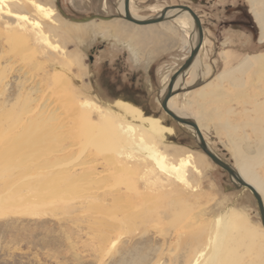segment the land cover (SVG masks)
Instances as JSON below:
<instances>
[{
	"label": "rangeland",
	"instance_id": "374dc122",
	"mask_svg": "<svg viewBox=\"0 0 264 264\" xmlns=\"http://www.w3.org/2000/svg\"><path fill=\"white\" fill-rule=\"evenodd\" d=\"M35 1L52 12L50 21L41 13L37 14L38 17L34 12L33 15L20 13V16L25 15L31 21L34 18L38 27L29 23L22 25L17 19L11 20L13 22L5 20L0 12V187L11 183L21 185L11 192L10 197V194L0 196V264H188V256L194 252L195 246L200 245L195 243L192 246V238L199 239L214 217L229 207L248 221L249 228L258 236L261 224L254 198L248 191L234 189L228 176L199 150L192 131L175 123L161 109L152 114L151 117L158 120L148 128L159 136L157 148L164 152L167 162L179 165L184 156L190 155L191 163L184 171L187 187L173 176L165 179L155 164L138 151H133L131 158L124 155L118 158L129 169L117 171L113 165L102 163L103 156H97L94 148L81 146L84 137L80 143L79 131L71 122L69 114L73 108L77 109L74 104L91 100L115 114L119 121L137 123L144 118L132 114L130 109L123 110L116 102L112 104L100 91L99 66L107 61L110 67L120 56V64L125 67L127 59L124 54H128L130 62L146 70L149 64L160 61L157 57L160 52H167L163 57L164 66L153 73L151 82L153 90L149 104L159 108L160 91L171 72L187 56L190 49L188 37L195 31L178 29L168 19L147 27L127 23L118 18V0ZM171 5H187L200 17L205 43L203 63L213 60L215 65L210 70L211 75L224 72L225 67L233 71L237 66L231 61H241L245 55L264 52V42L257 43L259 32L247 0H131L130 4L132 13L143 19L155 17L161 12L157 11L158 8ZM89 22L114 23L123 34H99L90 30L83 39L69 38L74 23ZM223 22L229 24L219 27ZM45 23L49 29L43 25ZM212 23L215 25L211 27ZM236 24L247 27L252 24L255 32L252 35L248 29L232 27ZM162 25L168 27L162 28ZM148 29H158V32L155 35L144 33ZM223 39L226 40L221 42ZM219 43L224 47L218 46ZM226 48L234 50L236 55L230 57L228 66H223L217 62L216 52ZM90 56L94 60L90 61ZM208 72V69L202 72V78ZM237 78L234 87L226 80L215 81L218 99L209 97V90L203 98L196 94V102L191 99L194 91L173 98V105L179 110L184 109L183 115L198 117L202 111L209 115L202 128L206 142H210L215 154L233 166L236 158L231 141L224 133H216L218 128L214 126L217 123L213 117L224 114L218 111L220 105H233L232 121L226 118L234 131V137L230 139L246 156L244 159H250L258 151L259 135L255 134L252 123L264 119V68L261 71L247 70ZM204 80L195 81L191 87H199ZM217 84L212 85L216 87ZM205 97L206 100L202 101ZM241 104H248V109L238 110ZM88 112V117L93 119L95 110L89 109ZM225 114L227 116V111ZM159 123L166 130L157 131ZM216 140L227 150V160L217 151ZM65 148L68 150L62 151ZM89 157L97 161L90 165L87 162L93 159L87 160ZM72 159L76 161L72 162ZM258 160L261 165L253 167V164L252 167L264 177V160ZM45 164L51 170H57L62 180L56 183L63 191L56 200H46L38 175ZM91 166L95 169L92 170ZM93 171L96 176L89 174ZM67 174L74 179L63 181ZM36 181L41 186L34 187ZM56 184L52 185L53 190ZM167 212L171 216L168 220L165 218ZM262 245L264 247L263 242ZM186 250L192 252L187 254Z\"/></svg>",
	"mask_w": 264,
	"mask_h": 264
},
{
	"label": "bare ground",
	"instance_id": "6f19581e",
	"mask_svg": "<svg viewBox=\"0 0 264 264\" xmlns=\"http://www.w3.org/2000/svg\"><path fill=\"white\" fill-rule=\"evenodd\" d=\"M33 1H35V0H15L13 3H10L11 0H0V12L3 14V15L2 14H0V15H2V17L5 20L11 21L13 19H17V22L21 23L22 25L24 23H29L31 26H35V27H38L39 24L36 21H34V18L31 21V20L27 19L25 15L20 16L21 15L20 13L31 14L32 12H34L37 17H38L37 14L41 13V14H43V17L49 18L48 21H50V15L52 12L46 8L44 9L41 5L34 3ZM35 2H38V0ZM247 2L249 4V7L251 8L250 9L251 17L253 18V22H254L255 26H257V29L259 32L257 43L262 44V42H264V0H247ZM122 3H123V0H118V6L116 7V10L118 11V13H120V16L123 15ZM130 4H131V0H129V10H130V14L132 15V17H134L135 19H138V20H144L143 18H139L138 16H136L132 13ZM44 6H46V5H44ZM161 10H162L161 8L157 9L158 12ZM4 14H7V15H4ZM31 15H33V13ZM5 16H8V17H5ZM165 17L168 20H170L171 25L173 24L178 29L180 28L184 31L186 30L187 32H189L190 30H194L193 22L187 13H179L178 11H168L166 13ZM54 19H56V18H54ZM11 22H13V21H11ZM46 23L43 25L44 26L47 25ZM92 23H94V22H89V24H87V23L86 24L85 23H82V24L81 23L80 24L74 23L72 26L73 30H71V32L69 33V38L74 37V38L83 39L84 36L88 32H90V30H95V32L99 33V34H104V32L107 34L113 33L115 35L123 34L121 29L119 28V26L114 24V23H109V24H103V23L92 24ZM167 27L168 26L162 25V28H167ZM46 28H48V27H46ZM155 30H153V29L144 30V33L147 32L148 34L155 35L158 32V29H155ZM23 31H25V30H23ZM46 32H47V30H46ZM203 32H204V30H203ZM13 38H14V36H13ZM188 38L190 40V44L193 46L195 41H196V32L193 33L192 36L191 37L189 36ZM10 40H12V39H10ZM17 40L19 42L21 41L19 39H17ZM13 41H14V39H13ZM196 60H197V57H196L195 61L192 63L189 71L186 72V76H188L187 77L188 79H186L185 83H194L196 80L195 79V72H194L195 66H193V64L196 62ZM263 68H264V52H262L260 54H256V55L255 54L245 55L243 57V61L241 63V66L239 67L237 72H239V73H241V75H243L244 73L247 72V70L254 69L257 71H261V70H263ZM220 78L221 77H216V80L220 79ZM228 79L231 82V84L234 83L233 75L229 74ZM183 83H184V81L182 82V85H183ZM63 84H65V83H63ZM178 84H179V79L176 80V82L174 83V89L177 88ZM208 90H209V97L216 99L218 92L215 93V91L218 90V86H216V88H211V85H209L208 83H206L205 86H203L196 94L200 95L203 98L204 94ZM164 91L165 90H163V92L160 93L161 96L163 95ZM173 98H174V96L169 98L166 105L174 113L176 112L178 116L183 117L182 113H183L184 109L182 111L181 109L179 110L178 108H176L173 105ZM60 99H62V98H60ZM57 102L58 101H56L54 103L57 104ZM72 102H73V100H72ZM66 103H68V102L66 101ZM60 104H62V103H60ZM74 105L77 109L74 110V108H73L72 114H69V115L72 116L71 122L72 123L74 122L73 126L76 127L75 128L76 130L78 129L79 132L78 131L77 132H78L79 136H81V138L79 137L80 143H81L82 138L84 137V142L81 143V146L83 145L84 149H86L88 147H92V149L94 148L97 156L98 155L103 156V157H101L102 163L108 164L110 167H111V165H113L114 169H116L117 171L119 169H124V170H125V168L129 169V166L125 165L124 164L125 162L120 163L119 161L121 159H118V158H120L122 155L126 156L127 158H131V157H133L132 152L138 151L144 157H146V159L149 162L151 161L152 163L155 164L156 168H158V172H160V174L163 175V177L165 179L167 177L173 176V177H175V180L179 181L180 183H182L186 187L188 186V184H187L188 182L185 181L184 171L187 168V165H189L191 163L189 161L190 155L184 156L183 159H181L179 161L180 162L179 165H175V164H172L171 162H167L166 155L164 154V152L159 151V149L157 148L158 142H160L159 136L155 135V133H153L152 130L150 128H148L147 126L140 125L134 121H130V122L119 121L116 119L115 114H113V113L110 114L109 112L105 111L102 107L97 106L93 102V100L87 101L81 105H76V103ZM89 109L95 110V114H94L93 119H90V117H88V116H90L89 112H88ZM79 110H82V111H79ZM262 112L261 113L264 115V111H262ZM60 116H62V115H60ZM183 118H185V116ZM59 119H61V118H59ZM185 119H187V118H185ZM259 121H261V122L255 121L256 123H252V124H254L255 134L258 133V135H259L258 141L260 143L258 151L256 152V154L254 153L255 154L254 156L251 157L252 160H251V158L250 159L245 158V159H247V160H245L244 157H246V156L240 152L239 148L238 149L235 148V145H233V152H234V156H235L234 158H236V161H235L236 162V172H237L238 176L241 179H243L245 182L249 183L255 189V191L262 198L263 205H264V177L259 176L253 168V167L261 165V161L258 159L263 158V160H264V127H258L261 125L264 126V119L259 120ZM64 123H65V119H64ZM62 126H64V124ZM255 126H257V127H255ZM55 128H58L57 125L55 126ZM245 128H246V126H245ZM46 131H45V133H46ZM54 137H56V136H54ZM72 139H75V137L74 138L72 137ZM237 140H239V139H237ZM71 145H73V144H71ZM71 148H72V146H71ZM64 150L67 151L68 148L63 149L62 151H64ZM112 150H114L113 153H115V154H114V156L110 157L111 155H113V153L111 154ZM124 150H125V152H124ZM68 153H70V152H68ZM69 155H71V154H69ZM72 155H74V154H72ZM83 155H85V154H83ZM238 157H240L239 160H237ZM64 158H63V160H64ZM89 159H93L90 162H87L90 165L93 164V162L97 161V159L95 160L94 157L93 158L89 157L87 160H89ZM73 161L75 162L76 160L72 159V162ZM84 161H86V160H84ZM84 161H83V163H85ZM130 161H132V160H130ZM255 161H257V162H255ZM126 162H129V161H126ZM130 163H132V162H130ZM46 164L44 165L42 172L41 173L39 172L38 175L41 176L42 188H43V191L45 193V196L48 198V199L46 198V200H56V196L61 195L63 193V191L59 189L58 184H56V183H59V181H62V180L59 179V177H60L59 172L57 170H55V171L51 170L50 169L51 167L46 165ZM253 164H254V166H253ZM101 165H103V164H101ZM151 165H153V164H151ZM132 167H134V166H132ZM79 169H81V168H78V170ZM93 169H95V168L92 167V170ZM130 170H128V171H130ZM134 172L135 171H133V173ZM89 174L92 176L93 175L96 176L97 173L95 171H93L92 173L89 172ZM137 175H139V174H137ZM65 177H67V178H63V181L66 179H72V180L74 179V177L72 178L70 174L68 176H65ZM115 177H117V176H115ZM95 178H96L95 180H97V177H95ZM134 179H137V178H134ZM117 182H119V181H117ZM123 182H124V180H123ZM123 182H122V184H123ZM128 182H129V180H128ZM128 182H126V184ZM134 183H136V181L133 182V184ZM41 184L38 181H36V183H33V186L39 187V186H41ZM53 184L57 185L54 190L52 189ZM130 184H132V182ZM20 186L21 185H18L15 183H11V184H9V186L3 184V186L1 185V187H0V196H2V195L7 196L10 194L9 195V197H10L11 192L13 190H16ZM126 186H129V183ZM145 188H144V190H146ZM51 190H53L52 195L48 196V193ZM187 191H188V189H187ZM192 191H194V190L192 189ZM138 193H137V195H138ZM138 196H140V195H138ZM139 199H141V198H139ZM183 201H184V199H183ZM170 217H171L170 214L167 212V215L165 218L170 219ZM248 225H249L248 221H245L244 219L240 218L238 213L232 211L231 208L229 207L225 212H222L219 216L214 217V220L211 223V225L210 226L208 225L205 232L203 231V233L200 234V237H199L200 240L196 237L192 238V241H194L192 246L195 243H198L200 245L194 247V252L191 251L192 254L190 256H188V257H190V259H188L186 263H188V264H264V247L262 245V242L264 243L263 228H262V226H261V228H259V235L257 236V234L253 230H251V228H249ZM191 252L187 251V254L191 253Z\"/></svg>",
	"mask_w": 264,
	"mask_h": 264
},
{
	"label": "water",
	"instance_id": "95a60500",
	"mask_svg": "<svg viewBox=\"0 0 264 264\" xmlns=\"http://www.w3.org/2000/svg\"><path fill=\"white\" fill-rule=\"evenodd\" d=\"M122 10L123 15L118 18L125 22L132 23L139 27H147V25H153L158 24L162 22H166L167 18L166 13L168 11H178L179 13H187L192 22H193V28L196 32V41L194 45H189L190 50L189 54L186 57V59L183 61V63L180 65V67L169 77L167 82V87L163 93V95L160 97L158 101V105L161 109V111L169 118H171L175 123L185 127L186 129H190L193 133V137L195 139V142H197V146L199 150L202 152V154L209 159L216 167H218L221 171H223L229 178V180L232 182L234 189L236 190H244L248 191L252 198L255 200L256 208H257V214L260 219V224L264 231V205L262 198L259 196V194L255 191V189L247 182H245L243 179H241L236 169L233 165L230 163H226L223 161L217 154H215L212 149L209 147L207 142H205L197 124L191 119L183 118L175 114L171 109L168 108L166 105L168 102V99L179 95L184 94L190 89H184L182 82L186 75V72L190 69L192 63L195 61L196 57H198V53L201 49V45L204 38V32L203 27H201V21L198 15L194 13L192 9H190L187 5L185 6H179V5H171L166 6L165 8H162L161 12L155 16L150 17L144 20H138L132 17L129 10V0H123L122 3ZM179 79V84L176 89H174V83L176 80Z\"/></svg>",
	"mask_w": 264,
	"mask_h": 264
},
{
	"label": "flooded vegetation",
	"instance_id": "af4514ba",
	"mask_svg": "<svg viewBox=\"0 0 264 264\" xmlns=\"http://www.w3.org/2000/svg\"><path fill=\"white\" fill-rule=\"evenodd\" d=\"M103 2L105 3V1ZM107 9L105 7V10ZM119 57L114 58L116 60H113L110 67H108L107 61L99 66L100 91L106 95L105 97L108 100L113 102L112 104L116 102L123 107V110L130 109L132 114L143 115L144 118L137 121V123L140 122V124L149 127L152 122L155 121L156 123V120H158V118L151 117L157 110L149 104V101H151L150 92L153 90L151 82H153V73L157 67L151 63L146 70H143L128 60V54H124L127 63L123 67L120 64ZM92 59L94 60V57L90 56L89 60L92 61ZM159 125L160 127L158 126L157 130H166L162 126L163 124L159 123Z\"/></svg>",
	"mask_w": 264,
	"mask_h": 264
},
{
	"label": "crops",
	"instance_id": "0c3cea01",
	"mask_svg": "<svg viewBox=\"0 0 264 264\" xmlns=\"http://www.w3.org/2000/svg\"><path fill=\"white\" fill-rule=\"evenodd\" d=\"M215 24H211L210 26L212 27V26H214ZM222 26H227V25H225V24H221L219 27H221L222 28ZM224 40H226V39H223L221 42H224ZM222 43H219L218 44V46H221V47H224V45H221ZM227 44V43H226ZM204 46H205V43H203L202 42V45H201V50L199 51V54H198V57H197V60H196V62L193 64V66H195V81L196 82H199L198 80H201V79H205L204 81H205V83H203V82H201V83H203V84H201L199 87H191V86H194L193 85V83H185V79H188L187 77L188 76H186L185 75V77H184V79H183V81H184V83H183V88H185V89H187L188 87V89H191V90H188L187 92H192L193 93V91H194V93L191 95V99L192 100H194L195 98H196V93L203 87V86H205V84L206 83H208L209 85H211V88H216L215 86H213L212 84H217L216 82L218 81V82H221V81H225L226 80V82H227V84H229V85H233L234 83L235 84H237V80H238V78H237V76H239V75H241V73H239V72H237V70L239 69V67L241 66V63H242V61H243V59L240 61V60H233V61H231L230 63L231 64H233V65H235V66H237L236 68H233V71H228L227 69L228 68H224V72H220L218 75H216V73H213L212 75L210 74V70H212V69H214V61L213 60H210V61H207V63L206 64H204L203 63V58H202V51H203V49H204ZM190 48V47H189ZM175 49H173V51H174ZM190 50V49H189ZM236 52L234 51V50H232V49H224V50H222V51H217L216 52V59H217V62L219 63V64H221V65H227V63L229 62V60H230V57L231 56H234V55H236L235 54ZM188 54H189V52L187 53V56H188ZM222 54V55H221ZM140 55H142V52L140 53ZM167 55V52L164 54L163 52H160V54L157 56L158 57V61H159V59H160V61L156 64V63H153V65L154 66H156L157 68L154 70V72H156V71H158V69H160L162 66H164V62H165V59H163V57H165ZM221 55V56H220ZM186 56V57H187ZM129 57H130V54H129ZM169 56H167V58H168ZM186 57L182 60V62L178 65V67H177V69L180 67V65L183 63V61L186 59ZM203 57H205V56H203ZM167 58H166V60H167ZM129 59V58H128ZM130 61V60H129ZM200 63V64H199ZM228 66V65H227ZM234 66V67H235ZM138 67H140V68H142L141 66H138ZM176 69V70H177ZM209 70V72H208V74L206 75V76H204V78H202V76H203V73L202 72H205L206 70ZM176 70H174L173 72H171V74L169 75V77L176 71ZM189 71V70H188ZM229 74H231V75H233V79H234V83L233 84H230V81H228L227 79H228V76H229ZM169 77H168V79H169ZM216 77H221L220 79H217L216 80ZM216 81V82H215ZM168 82V81H167ZM215 82V83H214ZM186 84V85H185ZM199 84V83H198ZM233 85V87L234 86H236V85ZM167 85V83L165 84V87H164V89L163 90H165L166 89V86ZM223 85V84H222ZM217 86H218V84H217ZM224 86V85H223ZM232 87V88H233ZM176 88V87H175ZM163 90L162 91H160V93L161 92H163ZM180 95V94H179ZM179 95H176V96H179ZM159 99H160V97H161V95L159 94ZM157 97V98H158ZM206 97H208V96H206ZM206 97L202 100V101H205L206 100ZM159 99H158V101H159ZM194 102H196V100H194ZM247 105L248 104H241V108H238V110L240 109L241 110V112L242 111H245V110H247L248 109V107H247ZM199 108V107H198ZM154 109L155 110H158V109H160V107L159 108H156V107H154ZM234 108H233V105H231V106H228L226 103L225 104H223V105H220V108L218 109V111H220L221 113H223L224 112V114H222V115H216L215 117H213V120L214 121H216V125H214L215 127H217L218 128V131H216V133H218V134H220V133H224L225 135H226V137H228L229 138V140L230 141H232L231 139H230V137H234L233 135V132L234 131H231L233 128H232V123H229V122H231L232 120H231V117H230V114L232 113V112H234V110H233ZM200 110V109H199ZM202 111V110H201ZM227 111V116H226V114H225V112ZM176 113V112H175ZM177 114V113H176ZM243 115V114H242ZM185 116V118H189L190 119V117L187 115H183V117ZM209 117V115H205V113L202 111V115H198V117H193V118H191L195 123H197V125H198V128H199V130H200V132H201V134H202V136H203V138H204V140H205V142H206V139H205V137H204V132L202 131L203 129V126L206 124V122L208 121L207 120V118ZM229 117V122H228V120L226 119V118H228ZM222 118H225L226 120H221ZM157 131H159V130H157ZM232 135V136H231ZM255 135V134H254ZM236 139V138H235ZM208 143V145H209V147H210V142H207ZM233 145H235L236 146V144H235V142L234 141H232L231 142V146H233ZM211 149H212V147H210ZM236 148V147H235ZM216 149H217V151H219L220 152V154H223L224 156H223V158H225L226 160H227V158H229V156L228 155H226L227 154V150H225L224 149V147L221 145V143L220 142H218L217 140H216ZM213 150V149H212ZM238 156V155H237ZM238 158H240V157H238ZM233 160H234V158H233ZM234 168L236 169V162H235V166H234Z\"/></svg>",
	"mask_w": 264,
	"mask_h": 264
},
{
	"label": "trees",
	"instance_id": "16d2710c",
	"mask_svg": "<svg viewBox=\"0 0 264 264\" xmlns=\"http://www.w3.org/2000/svg\"><path fill=\"white\" fill-rule=\"evenodd\" d=\"M221 24H225L224 22L223 23H220V25ZM227 24H229V22L227 23ZM227 24H225V25H227ZM252 25V24H251ZM248 25V27H247V25L245 26L244 24H242V25H238V24H236V25H232V27H237L238 29H240V30H243V29H248V32L250 33V34H254L253 32H255V27L252 25ZM253 27V28H252ZM251 36V35H250ZM223 172V171H222Z\"/></svg>",
	"mask_w": 264,
	"mask_h": 264
}]
</instances>
